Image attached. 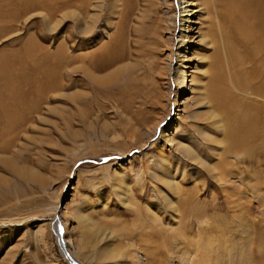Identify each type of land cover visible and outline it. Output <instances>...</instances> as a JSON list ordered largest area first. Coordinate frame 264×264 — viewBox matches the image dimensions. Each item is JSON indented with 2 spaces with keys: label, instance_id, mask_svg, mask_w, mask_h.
Returning a JSON list of instances; mask_svg holds the SVG:
<instances>
[{
  "label": "rangeland",
  "instance_id": "374dc122",
  "mask_svg": "<svg viewBox=\"0 0 264 264\" xmlns=\"http://www.w3.org/2000/svg\"><path fill=\"white\" fill-rule=\"evenodd\" d=\"M198 1L202 34L183 87L170 72L181 12L174 0H85L54 20L37 8L0 22V54L23 61L28 78L45 83L54 71L62 85L43 95L15 136L0 135V264H264V164L225 156L216 104L229 93L249 99L234 85L257 78V60L214 0ZM78 16L96 21L93 35L78 32ZM121 27L127 58L97 76L129 63L132 70L121 75L124 93L113 83L107 96L85 86L70 61L102 49ZM29 37L40 48L31 58L22 51ZM11 66L21 72L20 63ZM21 83L0 106L36 100L37 89Z\"/></svg>",
  "mask_w": 264,
  "mask_h": 264
},
{
  "label": "bare ground",
  "instance_id": "6f19581e",
  "mask_svg": "<svg viewBox=\"0 0 264 264\" xmlns=\"http://www.w3.org/2000/svg\"><path fill=\"white\" fill-rule=\"evenodd\" d=\"M59 2H61V4H59ZM77 2L81 3L80 6L78 5L81 8L85 7L83 6L84 4L86 5L85 0H0V22H17L24 14L37 8L46 9L49 14H46L45 18L53 19L59 12L62 13L64 8H67L71 3ZM214 3L220 8L221 17L223 16L224 21L226 23L229 21L234 26L235 33L241 38L244 37L246 39H244L245 43L252 46L253 51L251 52V56L257 60V65L255 66L256 72H254L257 74V78L249 81H238L237 85L239 88L234 85V90L237 92L240 90L242 93L244 92V94L249 97L248 100L238 99L233 93H229L227 97L224 95H221V97L218 96V99H216V95L214 97L217 101H215L216 104L223 111L226 124L224 127L226 140L225 156H231L234 158L242 157L241 161L243 162L245 161L250 164L254 163L255 165L260 163L259 165H261V163L264 164V0H214ZM174 5L175 9L178 7L181 12L178 16L177 14L175 15L174 26L176 30L171 34V41L174 43L176 40V45L174 46L178 53L175 57L176 59L174 58L170 72L172 73L173 80L183 87L186 82L189 81L188 78L191 77L192 74L189 71L193 69L194 61L193 57H190L192 54H190V51L194 45V37H199L202 34L197 31L199 23L196 21V18L198 19V16L203 12L204 8H202V4H200L198 0H174ZM61 8L63 9L62 11L60 10ZM83 15H85V13ZM82 19L79 16L77 18L75 17V27L78 28V32L90 36L93 35L95 32L94 23H96V21H92L93 25L92 23H89L91 25L88 26L85 25L86 22ZM91 19L93 20L94 18ZM122 27L118 29L116 36L111 42L104 44L102 54L95 52L99 49H103L98 47L95 50H89L90 52H86L85 54L74 55V58L70 61L74 66L75 72H81L83 74L82 76H84L85 86H101L104 88V94L107 96L110 90V85L113 83L118 85L119 90L122 88L121 92H123V87L119 86L122 82L121 75L124 72L130 73L132 70L129 63V66L126 68L119 65L121 67L112 70L114 72L108 71L104 76H97V73L105 72L113 66L124 62L127 58V55L123 50L122 40L124 39V28ZM92 43H94V36L92 38ZM78 47L80 48V46ZM39 50V45L34 42L32 37L27 39V43L23 45L22 49L23 54L30 58L33 56L32 52ZM16 55H14V57ZM63 55V51H61L52 57L57 62L58 60L63 62ZM49 57V55L43 57L42 62L48 63ZM16 62L21 64V72H15L13 70L11 65ZM24 69L23 61H18L16 58H13V56L8 57V54L6 56L3 52L0 54V83L5 84L4 89H0V99L5 97L8 98L11 92L15 89L21 91L20 87L22 81L31 83V85L28 86L31 89L36 88V93L39 95L35 97L36 100L33 103L21 100L25 103V106L23 107L0 106V115L2 112V117L0 116V124L3 125L0 129V135L7 136L8 138L15 136L16 131L28 122L29 117L39 111L38 109H40L39 106L41 104V99L45 93L51 89H54L53 91H58L57 89L62 88L56 72L50 71L45 74L44 78H48V80L43 83V80L37 81V79L28 78ZM59 76L61 80L63 74L61 75L59 73ZM14 77H16V81L13 80ZM258 80L259 86H254L257 85L256 82ZM126 82L129 83L131 81L130 79H126ZM78 93L79 91L77 92V98L79 97ZM80 94L82 95V92H80ZM180 95H182V92H180V94L175 93V107L178 106L177 104L180 101ZM256 97L261 98L262 102H257ZM170 143H173V141ZM186 151L189 155L192 154L189 149ZM164 170L170 172L169 169ZM13 171L18 173L17 169H14ZM160 180L164 182V176ZM55 229L59 237V242L63 245V230L61 229V226H56ZM63 252L68 255L64 247ZM73 263L77 264L75 262ZM145 264L154 263L147 259V261L145 260Z\"/></svg>",
  "mask_w": 264,
  "mask_h": 264
}]
</instances>
